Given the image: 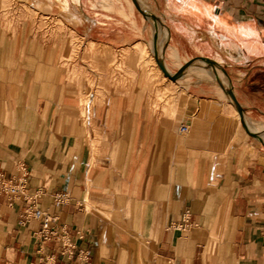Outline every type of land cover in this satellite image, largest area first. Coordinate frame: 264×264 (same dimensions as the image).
Returning a JSON list of instances; mask_svg holds the SVG:
<instances>
[{
  "label": "crops",
  "instance_id": "0c3cea01",
  "mask_svg": "<svg viewBox=\"0 0 264 264\" xmlns=\"http://www.w3.org/2000/svg\"><path fill=\"white\" fill-rule=\"evenodd\" d=\"M6 1L0 171L24 187L14 198L0 193V264H38L33 231L41 222L18 224L30 206L88 251L56 264H264V142L249 134L228 91L200 92L194 77L167 103L142 90L137 60H123L129 72L110 78L108 56L134 53L149 36L147 14H155L167 68L221 57L223 87L230 80L245 118H262L264 0H143L144 14L128 0H68L58 15L85 39L83 63L66 40L29 27V0ZM78 65L86 70L82 93ZM89 78L100 92H88ZM58 191L70 199L58 202ZM187 211L192 224L182 230Z\"/></svg>",
  "mask_w": 264,
  "mask_h": 264
},
{
  "label": "rangeland",
  "instance_id": "374dc122",
  "mask_svg": "<svg viewBox=\"0 0 264 264\" xmlns=\"http://www.w3.org/2000/svg\"><path fill=\"white\" fill-rule=\"evenodd\" d=\"M4 1L6 0H2V3L0 2V7H2V9L5 10V8L11 7L10 4L7 3L8 0L6 1L7 4H5ZM37 2H39V5ZM128 2L130 8L136 10V5L133 0H128ZM139 2L144 9L147 8L143 0H139ZM42 4L44 6H42ZM26 8L28 10L30 28H37L40 30L43 29L47 32L57 34L56 39L66 40L67 44L69 43L75 47V55L78 63L84 62L85 58L81 50H84L85 39L79 35L75 36L74 33L69 30L67 24L61 20L58 15L60 12H67L68 0H29L28 7ZM42 8H45V13L42 12ZM109 8L115 10L114 6H109ZM147 15L148 18L146 19L147 21L145 24L149 30V36L145 41L136 44L134 53L132 51L121 54H117L115 51L108 53L110 78H114L116 81L117 77H120L123 73L126 74L129 72L124 67L125 63H123V60H129L130 62L132 60H137L140 65L139 71L142 82V90L145 92L156 93L159 99H165V102L167 103L170 102V99L175 98L177 94L184 92V90L191 85L194 77H197L200 80V85L197 86L198 88L200 87V92H207V89L212 90L214 88L217 92L227 93L231 84L229 80V86L226 90L221 82L224 77H228V74L224 70L222 64L219 63L222 60L221 57H218V61H215L213 59L200 56L199 58L194 59L190 66L187 67H183L184 64H182V60L178 59L172 64L176 67H179L182 64L179 69L171 67L167 68L174 75L178 73L176 79H170L168 76L164 75L163 71L158 67L156 55L160 54L162 58L164 56L163 50L167 42V37L165 39L163 38L165 29L159 20H156L151 14ZM161 38L163 39V44L161 42ZM93 48H95V45H93ZM99 55V53H93V60L96 61ZM118 57H120V59ZM198 59H202L203 62H196ZM85 75L86 70L84 65H78L76 73L78 81L77 87L78 92L81 93L84 92V86H82L81 83H83ZM216 78L220 79V83H218ZM88 81V92L91 91L92 87L94 91L100 92L101 86L92 85L90 78ZM209 83L212 85H209ZM260 116V111H253L252 117L246 116V120L259 130V132L248 133L257 142H264V137L262 135V133H264V116L259 118ZM165 264L171 263L166 261Z\"/></svg>",
  "mask_w": 264,
  "mask_h": 264
},
{
  "label": "built area",
  "instance_id": "2783aa9c",
  "mask_svg": "<svg viewBox=\"0 0 264 264\" xmlns=\"http://www.w3.org/2000/svg\"><path fill=\"white\" fill-rule=\"evenodd\" d=\"M188 126L182 125L181 131H187ZM24 183L19 179H8L5 174L0 171V193H5L12 198L23 193ZM38 194L32 198L36 202ZM55 199L60 203H65L70 199L67 191H58L55 193ZM33 220L41 222L39 228L33 231L34 236L40 242L41 246L39 253L41 254L38 264H56L57 258L64 259L86 258L88 251L85 249H78L76 244L68 236V231L65 226H61L55 222L49 213L38 206H30L26 208L18 219V224L24 226ZM190 213L187 211L183 214V218L177 227L186 230L191 227ZM54 241L57 246L54 250L47 248V243Z\"/></svg>",
  "mask_w": 264,
  "mask_h": 264
},
{
  "label": "water",
  "instance_id": "95a60500",
  "mask_svg": "<svg viewBox=\"0 0 264 264\" xmlns=\"http://www.w3.org/2000/svg\"><path fill=\"white\" fill-rule=\"evenodd\" d=\"M135 4H136L137 8H138L140 11L144 12L143 9L141 8V6L138 4L137 1H135ZM151 15H152V14H151ZM152 16L157 20V16H156L155 14H153ZM156 61H157L158 65H159V67L161 68V70L163 71V73H164L166 76H168V77L171 78V79H176V76H177L178 73H176L175 75H174V74H171V73L168 71V69L166 68L164 62H163V61H162L157 55H156ZM191 62H192V61H188L187 63H185V64L183 65V67H187V66H189V65L191 64ZM228 93H229L231 99L233 100L234 104H235L236 107H237V110H238V112H239V114H240V116H241V120H242V122H243L245 128H246L249 132H251V131L249 130V128H248L246 122H245L244 110H243V108H242V105H241L240 101H239L238 98L236 97V94H235V92H234V89H229V90H228ZM251 133H252V132H251Z\"/></svg>",
  "mask_w": 264,
  "mask_h": 264
},
{
  "label": "bare ground",
  "instance_id": "6f19581e",
  "mask_svg": "<svg viewBox=\"0 0 264 264\" xmlns=\"http://www.w3.org/2000/svg\"><path fill=\"white\" fill-rule=\"evenodd\" d=\"M137 1H138V4L141 6V8H143V6H142L141 3L139 2V0H137ZM161 42H162V44H163V39H162V38H161ZM160 51H161V50H160ZM160 51H159V52H160ZM157 56H158L160 59L162 58V57L160 56V54H159V55L157 54ZM193 61H194V60H193ZM193 61H192V62H193ZM192 62H191V63H192ZM165 66H166V65H165ZM189 66H190V65H189ZM166 68H167V67H166ZM160 69H161V68H160ZM168 71H169V70H168ZM169 72H170V71H169ZM170 73L173 74L172 72H170ZM164 75H165V74H164ZM222 84H224V83H222ZM229 89H230V88H229ZM229 89H228V90H229ZM228 90H227V91H228ZM245 122H247L246 118H245ZM258 128H259V127H258Z\"/></svg>",
  "mask_w": 264,
  "mask_h": 264
}]
</instances>
